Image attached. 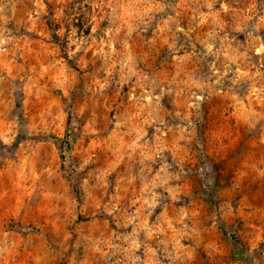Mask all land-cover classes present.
Returning <instances> with one entry per match:
<instances>
[{"label":"rangeland","instance_id":"1","mask_svg":"<svg viewBox=\"0 0 264 264\" xmlns=\"http://www.w3.org/2000/svg\"><path fill=\"white\" fill-rule=\"evenodd\" d=\"M0 264H264V0H0Z\"/></svg>","mask_w":264,"mask_h":264},{"label":"trees","instance_id":"2","mask_svg":"<svg viewBox=\"0 0 264 264\" xmlns=\"http://www.w3.org/2000/svg\"><path fill=\"white\" fill-rule=\"evenodd\" d=\"M54 34V36L56 37L57 35H56V33H53ZM54 138H56V137H54ZM75 193L78 195V188L77 187H75ZM237 242H239V241H237ZM244 260H246L247 262H249V259L248 258H246V257H242Z\"/></svg>","mask_w":264,"mask_h":264}]
</instances>
